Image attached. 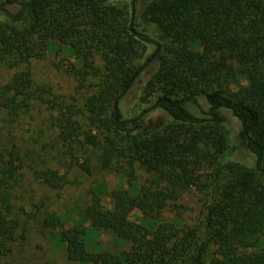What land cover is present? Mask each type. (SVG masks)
Instances as JSON below:
<instances>
[{
	"label": "trees",
	"instance_id": "trees-1",
	"mask_svg": "<svg viewBox=\"0 0 264 264\" xmlns=\"http://www.w3.org/2000/svg\"><path fill=\"white\" fill-rule=\"evenodd\" d=\"M136 17L134 8L108 0H0V64L18 67L0 84V258L11 250L20 225L13 195L30 155L14 141L5 143V126L12 134L9 123L35 98L31 62L50 47L66 45L78 62L70 61L68 71L85 92L82 105H56L54 126L71 165L90 173L91 161L80 160L78 151L92 147L101 151L102 167L119 158L130 166L129 187L111 193L112 207L103 205L104 191L98 187L73 226L59 228L63 216H45L43 225L55 231L68 259L79 264H264V242H259L264 236V0L148 1L142 17L159 27L164 48L149 57H157L160 66L147 90L158 92L152 107L171 117L164 126L145 124L147 109L127 118L120 106L148 63H139L141 44L153 42ZM237 75L249 83L228 93L221 82L236 81ZM199 96L209 103L208 118L187 105L199 103ZM224 108L241 122L234 146L221 130ZM238 147L253 155V166L225 159ZM136 162L154 175L149 184L134 185ZM207 162L214 163L213 178L198 222L166 218L171 202L195 183L196 170ZM34 174L52 187L65 180L50 167ZM95 231L111 232L130 246L116 253L102 244L92 248L88 239Z\"/></svg>",
	"mask_w": 264,
	"mask_h": 264
},
{
	"label": "rangeland",
	"instance_id": "rangeland-1",
	"mask_svg": "<svg viewBox=\"0 0 264 264\" xmlns=\"http://www.w3.org/2000/svg\"><path fill=\"white\" fill-rule=\"evenodd\" d=\"M127 9H135L139 29L149 34L153 42L140 47L142 56L139 63L148 61L147 65L136 76L130 89L120 100L123 115L127 118L139 115L145 109L144 122L150 126H164L171 121V117L161 108L152 107L158 92L148 94V81L157 72L160 62L157 57L149 58L158 47L164 48L161 30L150 21L144 20L142 11L149 0H108ZM70 61L78 64L76 56L66 45L50 47L44 57L34 59L31 64L33 74V90L35 98L26 113L9 123L13 134L5 126V143L16 142L19 147L30 155L27 164L21 169V184L15 187L13 195L14 215L20 221L16 238L11 244V250L1 256L0 264H79L68 259L66 250L55 238V231L43 225L45 216L55 214L63 216V225L59 228H69L84 213L91 203L97 188L103 189L101 201L105 207H112V192L120 186L129 187L125 159L113 160L109 168L102 167L99 156L101 151L92 147H84L78 151L79 159L89 158L93 167L86 172L75 165L66 154V148L58 136V128L54 121L57 116L56 105L75 102L82 105L84 91L77 89L76 83L69 73ZM18 68V67H17ZM17 68L10 67L7 63L0 64V84H6ZM222 88L228 93L244 90L249 79L244 75H237V80L228 77L222 80ZM199 103L189 102V109L201 118H208L205 112L209 103L204 96H199ZM223 131L228 145L239 143L241 122L231 110L222 109ZM212 123V122H210ZM208 123L207 125H209ZM6 125V124H5ZM86 128H88L85 125ZM10 142H9V141ZM226 160L241 162L250 166L254 164V157L244 147L231 150L225 156ZM214 163L207 162L196 170L195 183L184 192L177 200L171 202L165 217L179 219L188 224L198 222L202 214L205 191L212 184V168ZM57 169L64 175V181L59 187H52L42 182L34 174L35 169ZM134 185L149 184L154 175L139 162L134 164ZM205 190V191H204ZM138 211L132 213L135 218ZM88 240L91 246L102 244L107 250L116 253L129 248L128 243H121L111 232H93ZM264 242V236L259 242ZM248 251L255 250L250 247ZM246 250V251H247Z\"/></svg>",
	"mask_w": 264,
	"mask_h": 264
}]
</instances>
